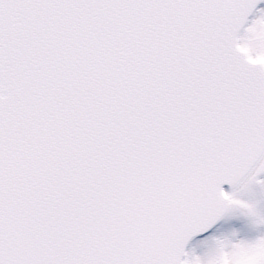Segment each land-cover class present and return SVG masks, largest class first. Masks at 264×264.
I'll return each instance as SVG.
<instances>
[{
  "label": "snow or ice",
  "instance_id": "1",
  "mask_svg": "<svg viewBox=\"0 0 264 264\" xmlns=\"http://www.w3.org/2000/svg\"><path fill=\"white\" fill-rule=\"evenodd\" d=\"M0 264H264V0H0Z\"/></svg>",
  "mask_w": 264,
  "mask_h": 264
},
{
  "label": "rangeland",
  "instance_id": "2",
  "mask_svg": "<svg viewBox=\"0 0 264 264\" xmlns=\"http://www.w3.org/2000/svg\"><path fill=\"white\" fill-rule=\"evenodd\" d=\"M196 250H197V252H199V251H200V248H199V246H197V247H196Z\"/></svg>",
  "mask_w": 264,
  "mask_h": 264
},
{
  "label": "water",
  "instance_id": "3",
  "mask_svg": "<svg viewBox=\"0 0 264 264\" xmlns=\"http://www.w3.org/2000/svg\"><path fill=\"white\" fill-rule=\"evenodd\" d=\"M193 245H195V244H193ZM197 245V244H196Z\"/></svg>",
  "mask_w": 264,
  "mask_h": 264
}]
</instances>
